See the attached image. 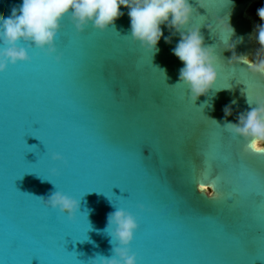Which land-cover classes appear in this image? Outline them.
<instances>
[{
  "label": "water",
  "instance_id": "95a60500",
  "mask_svg": "<svg viewBox=\"0 0 264 264\" xmlns=\"http://www.w3.org/2000/svg\"><path fill=\"white\" fill-rule=\"evenodd\" d=\"M257 1L189 0L193 15L182 31L200 28L205 46L213 47L217 57L215 87L227 89L196 101L187 85L177 84L183 64L172 49L179 33L162 25L171 42L162 38L153 54L128 36L130 18L124 7L114 30L89 25L77 31L65 17L55 42L57 55H62L59 63L55 56L31 50L32 58L39 53L40 64L20 63L0 74V264H19L33 256L70 260L63 244L85 264H95L97 255L110 258L112 244L103 231L108 214L115 206L135 215L127 204L104 195L111 197L114 184L132 188L154 210L131 245L139 264L142 252L175 264H264V196L246 204L247 219L244 181L237 172L243 165L264 170V154L221 127L264 105V75L237 63L235 56L229 61L233 52L227 50L237 43L235 53L249 59L260 50L258 23L249 12ZM20 3L0 0V17ZM97 64L98 78L89 71ZM242 76H250L257 86L245 90ZM226 106H231V116L225 117ZM204 129L218 131L230 145L233 166L228 170L207 158ZM137 143L143 144L153 171L141 168L130 155ZM53 154L63 160L54 161ZM31 169L46 179L25 172ZM52 169L63 179L54 178ZM47 179L80 199L75 220L38 203L37 197L47 198L56 190ZM202 183L210 192L200 189ZM112 192L127 196L119 188ZM38 257L31 264H42Z\"/></svg>",
  "mask_w": 264,
  "mask_h": 264
},
{
  "label": "clouds",
  "instance_id": "9594fccd",
  "mask_svg": "<svg viewBox=\"0 0 264 264\" xmlns=\"http://www.w3.org/2000/svg\"><path fill=\"white\" fill-rule=\"evenodd\" d=\"M121 7L128 9V36L153 50V54L159 50L158 44L162 38L166 43L171 42L164 36L162 25L179 33V42L172 49L183 64L177 84L183 82L187 85L195 101L200 96H208L210 92L227 90L215 87L219 79L217 57L213 47L205 46L200 28L182 31L191 23L193 15L189 0H21L19 5L11 8L10 15L0 17V74L7 72L10 66L31 63V50H38L49 57L55 56L59 63L62 55H57L55 42L65 17L71 18L77 31L82 32L89 25L99 31L114 30L115 21L123 15ZM257 16L261 23L257 26L255 38L264 48V6L257 9ZM228 26L234 34L229 23ZM242 39L237 41L240 43ZM236 44L227 49L233 52L229 61L235 56L237 63L246 64L253 73L264 75V59L257 63L247 56L237 55ZM224 115H232L231 106L224 108ZM216 123L220 125L218 121ZM221 127L249 140V145L264 148V105L241 113L237 123L226 120ZM52 159L62 161L63 157L53 154ZM51 174L57 175L58 170L52 169ZM55 188L47 198H39L47 208L75 220L80 214V199L58 190L56 185ZM114 208L108 214L103 230L110 237L113 255L110 258L97 255L93 260L95 264H139L137 256L131 252V245L140 228L138 219L124 208Z\"/></svg>",
  "mask_w": 264,
  "mask_h": 264
},
{
  "label": "snow or ice",
  "instance_id": "6c2138e0",
  "mask_svg": "<svg viewBox=\"0 0 264 264\" xmlns=\"http://www.w3.org/2000/svg\"><path fill=\"white\" fill-rule=\"evenodd\" d=\"M41 62H42V58L40 57L39 53L38 52L35 53L31 63L33 65H37V64H40ZM14 67H16V66H14ZM89 71H90L92 76H95L98 78L100 76L99 64L95 65L94 68L89 69ZM5 75H7V74H5ZM241 83L246 85L245 90H248L250 86H252V87L257 86V82L254 81L250 76H248L246 78L242 76L241 77ZM203 135L205 137V142L207 144V151H206L207 158L214 159L220 163L225 164L227 166V170L229 168H231L233 166V161L231 159L230 145L221 137V134L216 130L204 129ZM36 138H38V137H36ZM24 143H25V141H24ZM41 143H42V141H41ZM249 148H254L256 153L264 154V148L257 147L254 144L249 145ZM29 149H31V148H29ZM129 152H130V155L132 156V158L137 162V164L141 168H143L144 170H147V171H153L151 165L146 162L145 157L143 155V144L142 143L134 144L129 149ZM37 164H38V162H37ZM37 164H35V165H37ZM29 165H31V164H29ZM25 172H34L37 175H39V173L36 169H31V170H28ZM237 172L240 176L243 177V181H244V188H243L244 205H243V208H244V211L246 214V218L248 219L246 204L248 202H250L254 196H264V170H258V169L247 167V166L243 165L241 168L237 169ZM20 176H22V175H19L16 179H19ZM39 176H41V175H39ZM53 177L56 178L57 180H62L63 174L58 172V174L53 175ZM43 179H46V178H43ZM47 180H50L53 184H55L52 179H47ZM14 183H15V181H14ZM114 187L119 188L122 193H127V196H116L112 192V189ZM204 187H205V185L202 183L201 189L203 190ZM92 191H98V190H92ZM87 192H90V191H87ZM98 192H103V191H98ZM103 193L105 196L108 197V199L111 202H113V199H115L117 202L127 204L131 209H133L135 212V215L139 218V223L141 226L139 231L141 233L144 231V220L146 219V217L151 215L154 210L143 199H141L138 196V194L135 190H133L130 187H122L120 184H114L111 187V197H109L105 192H103ZM37 201H38V203L41 204V206H45L42 199H40L39 197H37ZM260 212L262 214H264V210H261ZM251 224L253 226L255 225V219L252 220ZM89 230H91L90 227H89ZM253 239H254V237H253ZM76 240H80V239H76ZM133 243H137V241L134 240ZM246 244H244V246L241 248L242 252L245 251ZM17 247H18V245L16 242H13L11 244V248L13 251H15L17 249ZM138 247H139V245H138ZM63 253L65 255L71 257V259L70 260L53 261V260H44L38 256H33V257H38L41 260L42 264H85L84 261H81L77 258L76 253L68 252L66 250L64 244H63ZM153 253L155 254V249H153ZM140 255H141V264H175V262H172V261H159V260L149 259L148 255L146 253H143V252L140 253ZM32 258L30 260L21 261V262H19V264H31ZM13 264H15V262H13ZM87 264H92V261H88Z\"/></svg>",
  "mask_w": 264,
  "mask_h": 264
},
{
  "label": "flooded vegetation",
  "instance_id": "af4514ba",
  "mask_svg": "<svg viewBox=\"0 0 264 264\" xmlns=\"http://www.w3.org/2000/svg\"><path fill=\"white\" fill-rule=\"evenodd\" d=\"M261 6H264V0H259V1H257V2H254L252 5H251V7H250V9H249V12L255 17V19H256V21H257V26L261 23V21H260V19H259V17L257 16V9L259 8V7H261ZM259 51H261L260 53H262L261 54V59H264V48H261V46H260V50ZM259 62V61H258ZM257 62V63H258Z\"/></svg>",
  "mask_w": 264,
  "mask_h": 264
},
{
  "label": "rangeland",
  "instance_id": "374dc122",
  "mask_svg": "<svg viewBox=\"0 0 264 264\" xmlns=\"http://www.w3.org/2000/svg\"><path fill=\"white\" fill-rule=\"evenodd\" d=\"M261 51H258L254 56H252V58H250V60H252V61H254V62H258V61H260L261 60V54L262 53H260ZM207 192H210V190L209 189H207Z\"/></svg>",
  "mask_w": 264,
  "mask_h": 264
},
{
  "label": "bare ground",
  "instance_id": "6f19581e",
  "mask_svg": "<svg viewBox=\"0 0 264 264\" xmlns=\"http://www.w3.org/2000/svg\"><path fill=\"white\" fill-rule=\"evenodd\" d=\"M254 54H255V53H254ZM200 189H201V186H200ZM204 189L207 190V187H204ZM204 189H203V190H204Z\"/></svg>",
  "mask_w": 264,
  "mask_h": 264
}]
</instances>
